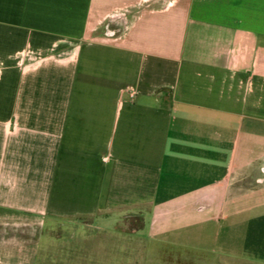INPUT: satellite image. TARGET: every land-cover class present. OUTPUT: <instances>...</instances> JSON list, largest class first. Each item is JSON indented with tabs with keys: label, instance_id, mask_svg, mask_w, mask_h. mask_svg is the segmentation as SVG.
<instances>
[{
	"label": "crops",
	"instance_id": "obj_1",
	"mask_svg": "<svg viewBox=\"0 0 264 264\" xmlns=\"http://www.w3.org/2000/svg\"><path fill=\"white\" fill-rule=\"evenodd\" d=\"M97 213L264 264V0H0V223Z\"/></svg>",
	"mask_w": 264,
	"mask_h": 264
},
{
	"label": "rangeland",
	"instance_id": "obj_2",
	"mask_svg": "<svg viewBox=\"0 0 264 264\" xmlns=\"http://www.w3.org/2000/svg\"><path fill=\"white\" fill-rule=\"evenodd\" d=\"M111 215L58 219L22 215L10 222L2 220L0 226L11 231L16 228L18 241L33 244L35 264H174L172 256L183 255L171 247L143 241L141 233H121L117 228L127 231L141 222L129 215ZM108 220L107 228L95 226Z\"/></svg>",
	"mask_w": 264,
	"mask_h": 264
}]
</instances>
